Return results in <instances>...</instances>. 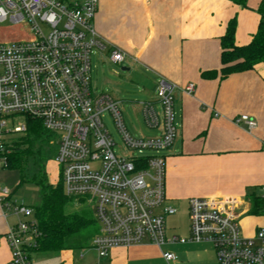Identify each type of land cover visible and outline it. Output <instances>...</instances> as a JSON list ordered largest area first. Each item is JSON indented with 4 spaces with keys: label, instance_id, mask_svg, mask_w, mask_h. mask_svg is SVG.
Segmentation results:
<instances>
[{
    "label": "built area",
    "instance_id": "obj_1",
    "mask_svg": "<svg viewBox=\"0 0 264 264\" xmlns=\"http://www.w3.org/2000/svg\"><path fill=\"white\" fill-rule=\"evenodd\" d=\"M99 0H0V23L21 28L22 40L0 42V175L8 170L14 135L24 136L27 119L40 121L57 144L55 161L66 196L88 202L99 231L91 247L100 259L115 247L149 243L162 248L170 243H206L218 264H264V228L253 238L244 236L236 198H191L188 238L168 236L167 218L178 210L167 205L166 157L175 143L174 99L177 85L161 79L156 102L141 103L147 128L160 130L153 138H136L127 130L119 103L110 95L92 92L91 55L94 50L122 66L129 55L106 43L95 28ZM183 90L195 91L194 84ZM158 105V107H157ZM109 114L130 157L116 153L109 133ZM252 131L248 115L235 120ZM0 207L17 222L6 233L11 258L8 264H32L38 246L34 209L14 201L1 185ZM166 262L176 261L163 252Z\"/></svg>",
    "mask_w": 264,
    "mask_h": 264
},
{
    "label": "crops",
    "instance_id": "obj_2",
    "mask_svg": "<svg viewBox=\"0 0 264 264\" xmlns=\"http://www.w3.org/2000/svg\"><path fill=\"white\" fill-rule=\"evenodd\" d=\"M260 2L248 0V8H242L230 0H99L94 21L106 43L129 55L121 67L135 76L144 99L137 102L140 111L141 103L157 101L161 79L178 87V136L164 153L166 204L179 210L174 204L187 209L191 198H236L241 230L248 238L264 228V214H252L253 195L264 198V63L222 78L221 38L236 19V45H248L259 27ZM208 71L218 75L205 79L202 73ZM188 84L195 85L193 94L183 90ZM243 115L256 122L254 130L235 122ZM3 213L0 207V264H8L6 233L17 219ZM167 221L168 236L189 237L190 219L184 233L174 226L169 230ZM163 252L178 259L168 263ZM34 254L32 264H218L214 248L206 243L115 247L105 259L92 247Z\"/></svg>",
    "mask_w": 264,
    "mask_h": 264
},
{
    "label": "trees",
    "instance_id": "obj_3",
    "mask_svg": "<svg viewBox=\"0 0 264 264\" xmlns=\"http://www.w3.org/2000/svg\"><path fill=\"white\" fill-rule=\"evenodd\" d=\"M230 1L248 8V0ZM256 12L260 15L259 27L246 46L236 45V19L228 23L226 34L221 38L222 78L253 70L257 64L264 63V0H261ZM217 75L216 71L202 73L205 79H214ZM27 124V133L13 142L8 155V170L18 172L19 187L32 184L40 190L41 201L32 207L40 233L38 246L32 254L91 248V242L99 231L92 211L70 210L74 199L66 196L62 178L54 185L47 172V162L57 153L54 135L40 121L27 119ZM252 214H264V198L253 195Z\"/></svg>",
    "mask_w": 264,
    "mask_h": 264
},
{
    "label": "rangeland",
    "instance_id": "obj_4",
    "mask_svg": "<svg viewBox=\"0 0 264 264\" xmlns=\"http://www.w3.org/2000/svg\"><path fill=\"white\" fill-rule=\"evenodd\" d=\"M21 28L10 26L8 23H0V42H11L22 40L26 36L21 31ZM100 55V51L94 50L91 55L92 72H91V86L92 92L96 94L105 93L110 95L115 101L119 103V108L122 112L123 119L127 130L132 136L136 138H153L157 135L158 131L147 128L144 123L140 105L143 102L142 93L136 89L135 76L131 71H122L120 65L111 63L108 59V53ZM108 58V59H107ZM138 102V103H137ZM158 107V105H157ZM109 133L113 136L118 147L116 153L124 157H130V153H125L122 148V140L118 134L112 118L109 114L104 119ZM20 135H14L13 138L17 139ZM52 144H54L52 142ZM47 172L50 181L55 185L61 181V173L55 161V156L52 155L47 162ZM1 185L8 188L14 197V201H22L26 205L34 207L41 201L40 190L32 185L25 184L19 187V174L14 170H5L0 175ZM74 199L70 210L85 209L91 211V207L87 201L83 199ZM179 210L178 214L169 217L167 221L168 229H178L184 233L187 229L189 217L186 207L175 205ZM93 215V212H92ZM97 228L99 225L96 223ZM80 253V252H79ZM36 255L31 257L35 258Z\"/></svg>",
    "mask_w": 264,
    "mask_h": 264
},
{
    "label": "water",
    "instance_id": "obj_5",
    "mask_svg": "<svg viewBox=\"0 0 264 264\" xmlns=\"http://www.w3.org/2000/svg\"><path fill=\"white\" fill-rule=\"evenodd\" d=\"M128 69L127 68H122V71H127Z\"/></svg>",
    "mask_w": 264,
    "mask_h": 264
}]
</instances>
